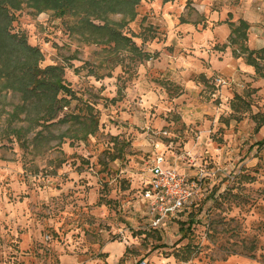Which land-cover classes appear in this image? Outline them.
I'll list each match as a JSON object with an SVG mask.
<instances>
[{
  "label": "rangeland",
  "instance_id": "374dc122",
  "mask_svg": "<svg viewBox=\"0 0 264 264\" xmlns=\"http://www.w3.org/2000/svg\"><path fill=\"white\" fill-rule=\"evenodd\" d=\"M106 18L130 41L84 13H15L74 92L20 138L34 123L0 94V264H264V0H141ZM156 155L202 185L153 230L141 190Z\"/></svg>",
  "mask_w": 264,
  "mask_h": 264
},
{
  "label": "trees",
  "instance_id": "16d2710c",
  "mask_svg": "<svg viewBox=\"0 0 264 264\" xmlns=\"http://www.w3.org/2000/svg\"><path fill=\"white\" fill-rule=\"evenodd\" d=\"M140 2L141 0H0V94L5 90L18 94L20 103L10 116L20 119L21 114H25L24 120L34 123V127L29 126L25 130L13 128L18 138L36 126L53 122L65 104H68L66 96L74 91L65 81L63 66L52 64L43 67L45 58L41 49L30 44L24 33L12 31L15 13L22 10L24 4L38 14L48 10L54 11L58 17H64L68 13H84V18L86 17L87 24L93 31L108 30L107 40L129 42V38L109 26L106 17L115 12L134 15L135 7ZM96 20L103 24H96ZM248 28L249 23L241 19L233 29L231 40L238 43L240 39H247ZM249 55L252 57V52ZM250 59L251 64L259 71V64L255 59ZM32 110H35L34 118L30 116ZM84 125L91 127L90 124ZM260 143H264V138Z\"/></svg>",
  "mask_w": 264,
  "mask_h": 264
},
{
  "label": "built area",
  "instance_id": "2783aa9c",
  "mask_svg": "<svg viewBox=\"0 0 264 264\" xmlns=\"http://www.w3.org/2000/svg\"><path fill=\"white\" fill-rule=\"evenodd\" d=\"M146 167L150 177L141 190V201L149 228L158 230L199 199L202 179L190 178L166 164L162 155H156Z\"/></svg>",
  "mask_w": 264,
  "mask_h": 264
},
{
  "label": "crops",
  "instance_id": "0c3cea01",
  "mask_svg": "<svg viewBox=\"0 0 264 264\" xmlns=\"http://www.w3.org/2000/svg\"><path fill=\"white\" fill-rule=\"evenodd\" d=\"M166 164H169V165H171L170 163H168V161L166 160ZM191 178V177H190ZM193 178V177H192ZM143 188V187H142ZM142 202V201H141ZM142 209H143V213L145 212V208H144V206H143V203H142ZM185 211H183L182 213H184ZM182 213H180L179 215H181ZM179 215H177V217L174 219V220H176L178 217H179ZM144 216H145V213H144ZM174 220H168L167 221V223L164 225V226H166L168 223H170V222H173ZM163 226V227H164Z\"/></svg>",
  "mask_w": 264,
  "mask_h": 264
}]
</instances>
